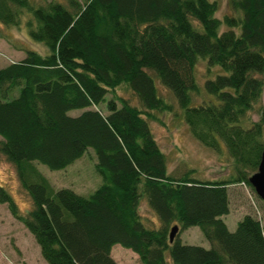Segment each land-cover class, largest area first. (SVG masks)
Wrapping results in <instances>:
<instances>
[{
	"label": "trees",
	"instance_id": "16d2710c",
	"mask_svg": "<svg viewBox=\"0 0 264 264\" xmlns=\"http://www.w3.org/2000/svg\"><path fill=\"white\" fill-rule=\"evenodd\" d=\"M229 6L233 13L220 19L210 0H0V23L19 27L27 14L30 40L47 49L25 50L0 69V155L30 200L22 212L0 178V205L22 222L47 264H117L118 244L142 264H264L260 220L245 214L234 231L223 220L227 185L251 187L264 149V106L259 120L247 117L264 92V0ZM199 61L208 75L215 71L202 83ZM157 82L172 92L195 139L225 147L231 179L168 172L148 121L173 109ZM120 87L140 106L116 95ZM201 92L208 97L196 102ZM89 148L102 181L88 196L54 189L37 168L64 169ZM141 203L158 225L144 221ZM191 226L209 248L180 239Z\"/></svg>",
	"mask_w": 264,
	"mask_h": 264
},
{
	"label": "rangeland",
	"instance_id": "374dc122",
	"mask_svg": "<svg viewBox=\"0 0 264 264\" xmlns=\"http://www.w3.org/2000/svg\"><path fill=\"white\" fill-rule=\"evenodd\" d=\"M49 1L65 2V0H31L35 5ZM210 1H215L219 5L216 14L218 18L221 19L223 16L233 13L229 6V0ZM28 18L29 16L26 14L19 27L6 26L0 23V69L25 57V50H35L40 54L47 52L44 45L30 40L24 27ZM195 71L201 83L206 78L213 77L215 73L214 71L208 75L205 63L201 61L198 62ZM156 85L159 94L173 106L171 111H154V116L148 118L153 136L165 154L168 172L176 176L188 173L191 177L199 180L231 179L234 175V167L225 147L222 146L219 151H216L195 139L184 121L183 110L175 102L172 92L166 90L158 82ZM115 94L140 106L137 97L125 87L118 88ZM111 96L109 93L107 97ZM207 97V94L201 92L196 95V102ZM262 106H264V92L261 102L254 105L247 117L253 121L259 120ZM80 111L75 109L69 113L70 115H77ZM95 163L96 155L89 148L82 157L64 169L50 170L43 164H38L37 168L54 189L67 187L78 194L88 196L102 181L96 171ZM0 178L5 181L8 186L7 189L12 191H10L11 195H15L17 198L21 211L26 212L28 209L25 210V208L29 207L30 200L20 186L14 166L7 162L2 155H0ZM251 187L245 183L227 185L229 212L223 216V220L230 231L235 230L237 222L245 214H251L259 219L264 231V201L257 196ZM139 211L148 225L153 223L158 225L159 222L155 213L147 204L141 203ZM179 237L187 244L210 247V242L204 237L198 226H191L182 230ZM111 254L117 264H142L137 254L119 244L113 247ZM0 264H47L41 257L40 248L32 235L22 222L9 213L5 205H0Z\"/></svg>",
	"mask_w": 264,
	"mask_h": 264
},
{
	"label": "water",
	"instance_id": "95a60500",
	"mask_svg": "<svg viewBox=\"0 0 264 264\" xmlns=\"http://www.w3.org/2000/svg\"><path fill=\"white\" fill-rule=\"evenodd\" d=\"M249 183L251 184L252 188L254 189L257 196L264 201V149L261 153V159L259 162V166L256 172H254L248 178ZM179 230V226L173 225L169 231V241L172 242L176 237Z\"/></svg>",
	"mask_w": 264,
	"mask_h": 264
}]
</instances>
